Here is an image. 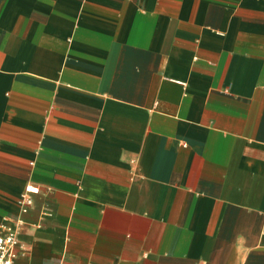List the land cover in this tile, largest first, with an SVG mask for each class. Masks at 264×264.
I'll return each mask as SVG.
<instances>
[{
    "label": "crops",
    "instance_id": "1",
    "mask_svg": "<svg viewBox=\"0 0 264 264\" xmlns=\"http://www.w3.org/2000/svg\"><path fill=\"white\" fill-rule=\"evenodd\" d=\"M2 220L20 264H264V0H0Z\"/></svg>",
    "mask_w": 264,
    "mask_h": 264
},
{
    "label": "built area",
    "instance_id": "2",
    "mask_svg": "<svg viewBox=\"0 0 264 264\" xmlns=\"http://www.w3.org/2000/svg\"><path fill=\"white\" fill-rule=\"evenodd\" d=\"M39 188L28 184L18 200L22 211L33 204V195L37 194ZM21 254L18 240V223L14 220L0 222V264H20L18 259Z\"/></svg>",
    "mask_w": 264,
    "mask_h": 264
}]
</instances>
